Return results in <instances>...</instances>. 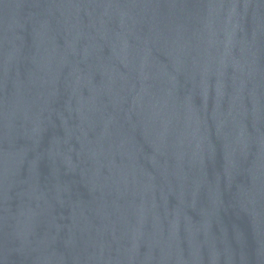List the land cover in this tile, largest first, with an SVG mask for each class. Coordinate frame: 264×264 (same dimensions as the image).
<instances>
[{
    "label": "water",
    "instance_id": "obj_1",
    "mask_svg": "<svg viewBox=\"0 0 264 264\" xmlns=\"http://www.w3.org/2000/svg\"><path fill=\"white\" fill-rule=\"evenodd\" d=\"M0 264H264V0H0Z\"/></svg>",
    "mask_w": 264,
    "mask_h": 264
}]
</instances>
